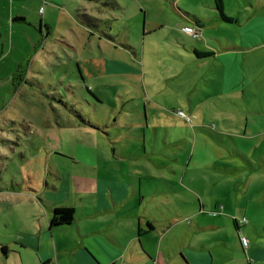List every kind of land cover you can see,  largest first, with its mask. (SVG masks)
<instances>
[{
	"label": "rangeland",
	"instance_id": "rangeland-1",
	"mask_svg": "<svg viewBox=\"0 0 264 264\" xmlns=\"http://www.w3.org/2000/svg\"><path fill=\"white\" fill-rule=\"evenodd\" d=\"M9 1L0 0V13ZM11 1L26 22L14 28L0 22V120L29 123L44 162L56 158L62 172L140 169L175 182L182 180L176 172L186 171L200 192L181 197L202 201L204 214L198 226L190 207L165 198L174 206H163L164 212L183 222L173 229L181 239L176 248L183 243L208 252L212 264H264V0H224L232 23L211 21L214 0H116V9L86 0ZM84 8L102 19L98 29L79 22L76 13ZM180 11L206 19V27ZM186 25L193 31L183 32ZM194 47L209 55L197 58ZM20 63L24 78L14 89L4 80ZM65 112L147 120L146 137L138 125L134 141L146 140L151 156L138 166L112 162L103 135L71 123ZM172 141L185 145L176 149ZM74 155L80 164L70 166L66 157ZM94 157L97 164L90 162ZM4 167L0 163V173ZM158 184L168 189L165 181ZM150 185L143 182L145 189ZM155 198L152 204L162 200L160 193ZM241 236L249 240L247 251ZM1 251L0 264H9ZM174 254L179 264L186 257Z\"/></svg>",
	"mask_w": 264,
	"mask_h": 264
},
{
	"label": "crops",
	"instance_id": "crops-1",
	"mask_svg": "<svg viewBox=\"0 0 264 264\" xmlns=\"http://www.w3.org/2000/svg\"><path fill=\"white\" fill-rule=\"evenodd\" d=\"M6 5V10L1 9L0 22L10 25L12 23L13 28L16 27L15 24L26 22V18L25 21L16 19L24 15L21 10L15 11L14 1L6 2ZM213 13L211 21L221 20L216 11ZM185 18L195 23L192 17ZM197 18L202 25L198 26L206 27L207 20ZM194 50L198 49L194 47ZM2 58L1 56L0 61ZM20 66L21 63L11 77L4 78V82L12 85L14 89L16 80L24 78L19 72ZM65 113L71 123L103 135L110 145L109 159L112 162L138 166L140 160L151 156L147 152L146 140L141 144L134 141L138 125L142 126L143 137H146V130H150L147 120L143 122L135 119L134 123L116 118L112 121L111 114L102 113L94 117L95 120L88 117L91 124L82 123L74 112ZM3 119L6 125L3 126L0 120V136L6 134V137L9 134L6 132L9 125H12V132L20 133L15 141L0 143V159H3L0 163L7 168L0 176L4 183V188L0 189V213H4L0 214V248L6 263L11 264L14 259L12 256H15L17 264H179L174 261V253L178 252L186 255L180 256V264L214 262L208 252L199 254L198 250L183 243L182 247L176 248L181 239L176 232L173 233V229L183 222L175 220L173 211L164 212L163 206L171 208V201L167 202L165 198L175 197L178 198L174 201L175 206L184 204L190 207V214L194 216L196 224L200 226L202 223V201L187 202L181 197L182 193L190 190L198 193L195 196L199 197L200 192L196 178L189 176L186 181V171L181 169L176 172L182 180L175 182L155 177L147 170L142 172L140 169L139 172L145 175L135 169L104 172L93 166L83 169L84 172L70 174L67 169L62 172L56 158L48 157L44 162L40 147L34 139L35 130L29 123L24 119L18 121L8 116ZM118 122L120 123L117 124ZM190 122L192 121L186 120L188 130L194 127ZM19 124L24 126V132ZM169 124L177 128L175 122H168ZM52 127L55 128L54 124ZM180 127L185 128L182 125ZM171 144L176 149L185 145L179 141H172ZM66 158L72 162L70 166L80 164L75 155ZM97 160L94 157L90 162L97 164ZM187 161L186 156L184 162L187 164ZM12 165L16 167H11ZM144 181L151 184L148 189L143 187ZM163 181L168 184V189H159L158 183ZM152 182L156 185H152ZM159 193L162 200L152 204ZM171 205L173 208L174 205ZM58 207L74 208V220L69 224L52 226L50 221ZM191 223L193 221L189 222ZM242 248L247 251L243 246Z\"/></svg>",
	"mask_w": 264,
	"mask_h": 264
},
{
	"label": "trees",
	"instance_id": "trees-1",
	"mask_svg": "<svg viewBox=\"0 0 264 264\" xmlns=\"http://www.w3.org/2000/svg\"><path fill=\"white\" fill-rule=\"evenodd\" d=\"M86 1H91V2H96V3H101L103 6L108 7L110 9H116L119 8V4L117 3L116 0H86ZM215 1V6L217 8V15L219 16V18L224 21V22H236V19L233 18L231 15H228L225 12V7L224 4L222 2V0H214ZM182 13V15L184 17H192V19L195 21L197 27H199L198 25L202 26L200 23V20L194 16L193 14H190L189 12H185V11H180ZM79 22L90 29H98L99 28V23L101 24V20L96 16L91 15L90 13L87 12V10L84 9H78V13H76ZM16 19L18 20H23L25 21L24 17H17ZM195 53L197 54V58H202L205 56H208V53L205 52H200L198 50H195ZM82 78L84 79L83 75ZM89 89V88H88ZM90 90V89H89ZM72 111H76L75 109H72ZM76 113L77 117L80 119V121L82 123H91L90 121H88L87 119H89L88 117H85L86 115H84V113L82 112H74ZM92 124V123H91ZM6 132H8L9 134H7V136L5 137L4 133H2L4 136H0V143H5V142H13L15 141L14 139H16L18 136H20V133H14L12 132V130H10V126L7 127ZM18 135V136H17ZM0 161H3V159H0ZM11 168V167H10ZM7 169V168H6ZM5 167L3 168L2 172L0 173V176H2L5 172H6ZM4 188V183L1 181L0 179V189ZM75 218V210L74 208L71 207H58L54 210L53 216L51 218L50 224L52 226H57V225H64V224H69L71 223ZM235 225L237 228H239V224L237 220H234Z\"/></svg>",
	"mask_w": 264,
	"mask_h": 264
},
{
	"label": "built area",
	"instance_id": "built-area-1",
	"mask_svg": "<svg viewBox=\"0 0 264 264\" xmlns=\"http://www.w3.org/2000/svg\"><path fill=\"white\" fill-rule=\"evenodd\" d=\"M183 30L184 31H193V28L191 26H186V27L183 28ZM241 222L242 223H245L246 222V219L244 218L243 220H241ZM240 240H241L242 246L244 248H248V246H249V240L245 236H242Z\"/></svg>",
	"mask_w": 264,
	"mask_h": 264
}]
</instances>
